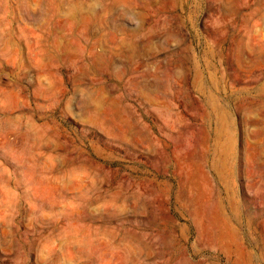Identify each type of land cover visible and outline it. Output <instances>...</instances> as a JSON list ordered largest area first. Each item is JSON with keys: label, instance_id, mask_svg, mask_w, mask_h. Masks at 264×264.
Instances as JSON below:
<instances>
[{"label": "rangeland", "instance_id": "374dc122", "mask_svg": "<svg viewBox=\"0 0 264 264\" xmlns=\"http://www.w3.org/2000/svg\"><path fill=\"white\" fill-rule=\"evenodd\" d=\"M0 264H264V0H0Z\"/></svg>", "mask_w": 264, "mask_h": 264}]
</instances>
